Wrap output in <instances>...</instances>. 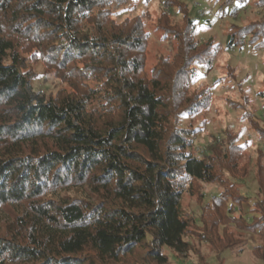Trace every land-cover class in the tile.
I'll return each mask as SVG.
<instances>
[{
    "label": "trees",
    "instance_id": "1",
    "mask_svg": "<svg viewBox=\"0 0 264 264\" xmlns=\"http://www.w3.org/2000/svg\"><path fill=\"white\" fill-rule=\"evenodd\" d=\"M127 1L0 0V264H168L163 250L191 249L184 194L196 183L222 185L223 171L244 174L233 137L197 156L189 152L196 131L178 126L210 105L209 88L190 87L195 66L211 67L220 46L196 41L184 6L164 0L156 27L176 52L147 72L143 21L112 19L110 7ZM174 6L181 24L170 23ZM245 41L264 50V20L232 26L226 49ZM27 57L65 88L47 98L35 92ZM257 167V201L230 185L199 218L197 238L219 264L245 244L228 225L264 241ZM252 253L264 259V246Z\"/></svg>",
    "mask_w": 264,
    "mask_h": 264
},
{
    "label": "rangeland",
    "instance_id": "2",
    "mask_svg": "<svg viewBox=\"0 0 264 264\" xmlns=\"http://www.w3.org/2000/svg\"><path fill=\"white\" fill-rule=\"evenodd\" d=\"M163 1L150 0L145 3L144 0H128L124 5L110 7L112 19L117 23L136 17L143 21L148 33L145 50L147 72L156 64L158 57L171 58L176 52L175 39L156 27L162 10H167L163 7ZM175 1L181 3L187 16L194 20L196 41H209L220 46L211 67L195 66L197 76L190 87L191 91L209 88L212 95L210 105L192 116H181L178 126L196 131L189 152L197 156L206 154L207 148L213 144L219 148L226 147L233 137L234 143L242 148L237 167L242 168L244 174L237 173L233 177L223 171L222 185L196 183L192 192L189 190L185 193L181 203L182 212L192 221L184 240L191 249L185 254H176L167 249L163 253L168 258V264H219L214 250L197 238V233L202 231L199 218L205 208L213 203V197L230 185L237 189L238 194L246 196L250 204L257 201L260 198L257 193V165L261 163L264 166V137L259 135L264 133V50L254 49L247 41L241 48L227 50L226 38L232 26L243 27L250 22L263 21L264 7L259 0H247L242 5L236 1L228 4V0ZM167 12L171 24L182 23L183 14L176 6ZM26 66L35 74L31 86L40 95L47 98L65 88L42 62H32L27 57ZM238 215L235 214L236 217ZM226 228L239 243L241 235L245 244L225 250L221 254L222 264H264V259L256 258L252 253L254 247L264 246L263 240L245 232L240 233V228L231 225ZM218 229L221 231V227ZM143 255L142 250L135 254L137 258Z\"/></svg>",
    "mask_w": 264,
    "mask_h": 264
}]
</instances>
